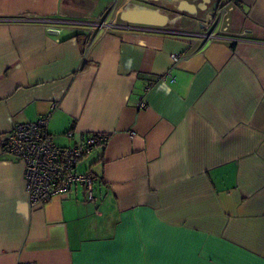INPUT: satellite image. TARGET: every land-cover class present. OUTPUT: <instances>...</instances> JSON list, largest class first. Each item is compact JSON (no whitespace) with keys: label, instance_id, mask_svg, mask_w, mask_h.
Masks as SVG:
<instances>
[{"label":"crops","instance_id":"1","mask_svg":"<svg viewBox=\"0 0 264 264\" xmlns=\"http://www.w3.org/2000/svg\"><path fill=\"white\" fill-rule=\"evenodd\" d=\"M180 1L0 0V264H264V0ZM49 112L55 143L107 135L94 200L29 205L2 143Z\"/></svg>","mask_w":264,"mask_h":264},{"label":"built area","instance_id":"2","mask_svg":"<svg viewBox=\"0 0 264 264\" xmlns=\"http://www.w3.org/2000/svg\"><path fill=\"white\" fill-rule=\"evenodd\" d=\"M217 10L218 20H220L225 13V7ZM95 25L98 28L112 26L111 22L105 19L95 22ZM217 35L212 29L204 33V38L209 40ZM140 106L146 107L143 102ZM50 115L51 112L36 120L16 124L2 143L4 152L24 161L29 205L41 204L54 195L66 193L76 183L83 184L86 187L88 199L94 200L93 184L97 177L90 170H83L82 165L84 159L93 150L107 141V135L91 133L70 145H58L48 132ZM66 135L71 137L73 132L69 130ZM19 264L35 263L21 262Z\"/></svg>","mask_w":264,"mask_h":264},{"label":"water","instance_id":"3","mask_svg":"<svg viewBox=\"0 0 264 264\" xmlns=\"http://www.w3.org/2000/svg\"><path fill=\"white\" fill-rule=\"evenodd\" d=\"M181 7L194 8L193 4H189L186 0H181ZM121 18L128 23L144 24L152 26H163L167 21V15L156 9L135 8L122 11Z\"/></svg>","mask_w":264,"mask_h":264},{"label":"rangeland","instance_id":"4","mask_svg":"<svg viewBox=\"0 0 264 264\" xmlns=\"http://www.w3.org/2000/svg\"><path fill=\"white\" fill-rule=\"evenodd\" d=\"M101 20H102V19H98V20H96L95 22H99V21H101ZM56 144H58V145H59V144L62 145V143H59V142H57ZM89 157L91 158V155H90V154L88 155V158H89ZM87 160H88V159H86L85 162L83 163V167H82L83 170H84L85 168H88Z\"/></svg>","mask_w":264,"mask_h":264}]
</instances>
